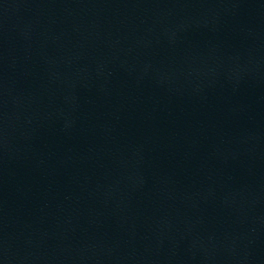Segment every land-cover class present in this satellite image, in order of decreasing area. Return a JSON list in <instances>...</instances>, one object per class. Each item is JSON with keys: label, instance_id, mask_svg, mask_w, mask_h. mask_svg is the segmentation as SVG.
I'll use <instances>...</instances> for the list:
<instances>
[{"label": "water", "instance_id": "obj_1", "mask_svg": "<svg viewBox=\"0 0 264 264\" xmlns=\"http://www.w3.org/2000/svg\"><path fill=\"white\" fill-rule=\"evenodd\" d=\"M103 0H0V219L69 89Z\"/></svg>", "mask_w": 264, "mask_h": 264}]
</instances>
